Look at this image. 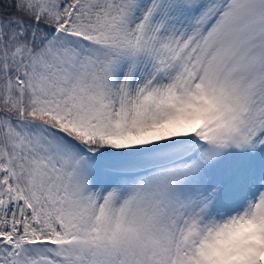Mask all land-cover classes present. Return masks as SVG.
<instances>
[{"label":"snow or ice","instance_id":"obj_1","mask_svg":"<svg viewBox=\"0 0 264 264\" xmlns=\"http://www.w3.org/2000/svg\"><path fill=\"white\" fill-rule=\"evenodd\" d=\"M0 264H264V0H0Z\"/></svg>","mask_w":264,"mask_h":264}]
</instances>
